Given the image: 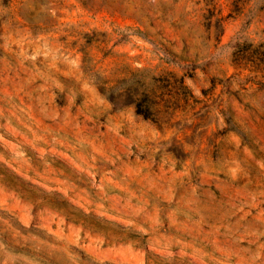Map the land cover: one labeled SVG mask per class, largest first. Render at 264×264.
<instances>
[{"label": "rangeland", "instance_id": "374dc122", "mask_svg": "<svg viewBox=\"0 0 264 264\" xmlns=\"http://www.w3.org/2000/svg\"><path fill=\"white\" fill-rule=\"evenodd\" d=\"M0 264H264V0H0Z\"/></svg>", "mask_w": 264, "mask_h": 264}, {"label": "trees", "instance_id": "16d2710c", "mask_svg": "<svg viewBox=\"0 0 264 264\" xmlns=\"http://www.w3.org/2000/svg\"><path fill=\"white\" fill-rule=\"evenodd\" d=\"M244 45H245V43H239V42L237 43L236 49L234 51V57H235L236 61L241 60L242 55H244L247 52L245 47H243ZM252 53H254V54L259 53V51L256 49H253ZM139 110H140V112H143V109H139Z\"/></svg>", "mask_w": 264, "mask_h": 264}]
</instances>
